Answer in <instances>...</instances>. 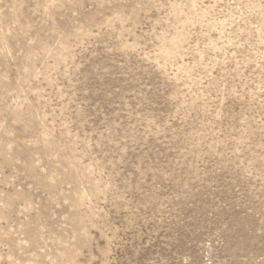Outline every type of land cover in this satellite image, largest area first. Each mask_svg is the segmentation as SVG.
Returning <instances> with one entry per match:
<instances>
[{
	"label": "rangeland",
	"instance_id": "obj_1",
	"mask_svg": "<svg viewBox=\"0 0 264 264\" xmlns=\"http://www.w3.org/2000/svg\"><path fill=\"white\" fill-rule=\"evenodd\" d=\"M187 3L0 0V264H264V0Z\"/></svg>",
	"mask_w": 264,
	"mask_h": 264
},
{
	"label": "bare ground",
	"instance_id": "obj_2",
	"mask_svg": "<svg viewBox=\"0 0 264 264\" xmlns=\"http://www.w3.org/2000/svg\"><path fill=\"white\" fill-rule=\"evenodd\" d=\"M187 4H188L187 6L189 7L188 12H189V14H192V13H193V10H195V9H194V6H195V0H188V3H187ZM180 9L186 11L185 6L181 7ZM97 191H98V190H97ZM100 191H101V190H100ZM82 194H83V195H87L88 192L84 191Z\"/></svg>",
	"mask_w": 264,
	"mask_h": 264
}]
</instances>
